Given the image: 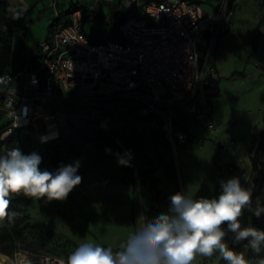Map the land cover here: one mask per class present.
<instances>
[{"label": "rangeland", "instance_id": "374dc122", "mask_svg": "<svg viewBox=\"0 0 264 264\" xmlns=\"http://www.w3.org/2000/svg\"><path fill=\"white\" fill-rule=\"evenodd\" d=\"M218 1L199 0L210 10ZM9 6L10 0H0V31L7 27L3 16L10 12ZM57 8L61 23L68 21L74 9L94 12L96 21L85 23L84 30L95 44L116 35L114 23L124 11L121 0H59ZM233 9L230 30L217 39L211 51L210 61L219 72L217 85L199 95L201 108L209 113L214 129L207 130L192 116L179 114L174 123L186 131L188 139L175 148L176 165L162 123L154 115L142 113L133 100L112 104L109 130L102 131L95 141L80 137L85 128L94 125L92 120L74 114L68 105L64 106L69 113L67 128L57 141L37 145L17 132L0 139V156L7 155L14 145L27 154L46 156L75 147L63 163L40 169L55 171L73 165L78 166L77 175L82 177L64 200L32 198L23 192L11 194L10 200L20 213L14 229L6 219L0 222V227L7 225L12 233L11 240L0 236V260L19 249L34 255H59L67 261L85 242L118 251L141 225L167 211L170 197L180 192L179 184L182 193L197 199L218 198L221 181L233 177L239 178L242 187L256 189L260 163H264V144L260 159L253 162L257 141L251 136L254 129L264 130V0H235ZM115 10L117 13L112 15ZM45 14L48 20L53 10L49 8ZM40 28L37 25L36 29ZM14 37L15 42L20 35L16 32ZM37 52L36 45L24 53L17 51L12 67L31 65ZM4 122L0 112V135ZM120 160L127 161L128 166ZM256 208L243 210L242 228L251 226L250 212ZM257 221L264 230V213ZM233 238L228 231V246ZM247 243L235 251L243 253L248 264H259L246 257ZM192 264L226 262L216 251L212 257L196 256Z\"/></svg>", "mask_w": 264, "mask_h": 264}, {"label": "built area", "instance_id": "2783aa9c", "mask_svg": "<svg viewBox=\"0 0 264 264\" xmlns=\"http://www.w3.org/2000/svg\"><path fill=\"white\" fill-rule=\"evenodd\" d=\"M121 2L127 13L116 35L95 44L85 33L79 9L61 23L57 0H47L53 21L37 43L36 60L0 75L5 120L0 139L17 132L37 145L57 141L67 128L65 105L107 131L118 98L137 100L142 113L158 118L174 151L188 139L174 123L178 114L214 129L198 98L203 89L217 85L211 51L231 28L235 0H219L211 10L194 0ZM4 257L0 264H67L59 255L19 249Z\"/></svg>", "mask_w": 264, "mask_h": 264}, {"label": "clouds", "instance_id": "9594fccd", "mask_svg": "<svg viewBox=\"0 0 264 264\" xmlns=\"http://www.w3.org/2000/svg\"><path fill=\"white\" fill-rule=\"evenodd\" d=\"M40 163L38 154L25 155L18 148L0 156V222L18 215L8 211L11 194L64 200L82 181L78 166L64 165L49 171L41 170ZM119 163L128 166L127 161ZM251 198L252 188L242 187L236 177L221 181L218 198L197 199L177 192L170 197L167 211L141 225L118 251L85 242L68 257L67 264H192L196 256L212 257L216 251L226 264H248L243 253L228 246L225 236L230 231L234 245L247 241L245 247L260 253L264 230L242 228L240 221ZM262 213L264 206L258 204L254 215Z\"/></svg>", "mask_w": 264, "mask_h": 264}, {"label": "trees", "instance_id": "16d2710c", "mask_svg": "<svg viewBox=\"0 0 264 264\" xmlns=\"http://www.w3.org/2000/svg\"><path fill=\"white\" fill-rule=\"evenodd\" d=\"M194 1L200 3L199 0H194ZM116 13L117 12L115 10L114 12H112V15H115ZM126 13L127 12L124 9L122 15L120 16V19L116 23H114V26H116V28H117L118 24L121 22V20L124 18ZM81 15H82V20H83L84 24L87 22H90V21H96L95 13L91 12L87 9H82ZM30 23H31V21H28L26 24V27L24 30V38L27 35ZM10 33H11V30L9 27H6L0 31V75L8 72L9 68H10L11 53H12V50H11V34ZM97 40H102V39H97ZM22 47H23V45H22ZM127 100L136 101L138 103V105L141 107L140 103L137 100H134L131 98L115 99L113 102V105H115L117 102L120 103V102L127 101ZM111 113H112V109L110 111V114ZM156 120H158L159 123H161V121L158 118H156ZM92 122L94 125L85 128L83 130V132H81V134H80L81 139H83L84 141H87V142L95 141V140L99 139L101 134H102V130L99 128L97 123L94 121H92ZM251 138L254 141H257V145L254 149L253 156H252V161L255 162L257 159H260V151H261V148L264 144V130L257 132V130L254 129ZM15 148L20 149L23 154L28 155L27 153H25V151L23 149L19 148V146H17V145L9 147L8 152L12 149H15ZM74 149H75V147H72V148L68 147L67 150H65V152H63V153L61 152L57 155H50V156L39 155L41 157V163H40L39 167L41 168L44 165L55 166V165H59V164L63 163L64 160L67 158L68 154L71 153ZM260 171H261V176H260V179H259V182L257 184L256 189L254 191H252L251 204L248 206V209H251L252 207H257L258 204L261 206L264 205V163L263 162L260 163ZM177 192H179V191L177 190ZM8 211L20 213L19 210L13 206L11 200H10V205H9ZM250 214L253 217L251 227L257 228L259 230H263L259 226V223L257 221V217L254 215V211H251ZM17 217H18V215L13 217L11 220H9L8 218H5L7 225H10L14 229V225L17 224ZM7 225L0 227V236L4 235V237L11 240L12 239V233L10 232ZM245 242L246 241H243L239 245H234L233 239H232L229 247L234 248V249H242L243 244ZM12 253L13 252H11L9 254H12ZM246 257L254 258L258 261L264 260V245H262L261 251L259 254L255 253L250 247H248L246 250Z\"/></svg>", "mask_w": 264, "mask_h": 264}, {"label": "crops", "instance_id": "0c3cea01", "mask_svg": "<svg viewBox=\"0 0 264 264\" xmlns=\"http://www.w3.org/2000/svg\"><path fill=\"white\" fill-rule=\"evenodd\" d=\"M35 2H37L36 6L32 8L31 6ZM58 3L59 0H57V4ZM48 9L49 6L47 0H10V6L8 7V11L10 12L7 15L3 16L4 21H6L5 26L9 27L11 30L12 53H11V62H10L9 71L30 66V65H25L24 67H12L11 65L12 57L13 54H15L17 51H19L20 53H24L27 49L30 48L32 49L34 45L37 46L38 41H40L46 36L53 21V16L51 18H48V20L44 19L46 16L45 11H47ZM28 21H31V23L29 25L27 35L24 38V30ZM37 25H41V28L39 30L36 29ZM16 32L20 35V38L16 37V40L14 42L15 39L14 36ZM35 60L36 58H33L32 63ZM205 90L206 89H203L202 92ZM198 103L201 107L200 98H198ZM180 114L185 115V113H180Z\"/></svg>", "mask_w": 264, "mask_h": 264}, {"label": "water", "instance_id": "95a60500", "mask_svg": "<svg viewBox=\"0 0 264 264\" xmlns=\"http://www.w3.org/2000/svg\"><path fill=\"white\" fill-rule=\"evenodd\" d=\"M172 152L174 153L175 151H174V150H172ZM174 164L176 165L175 153H174ZM179 190H180V193H182V192H181V187H180V184H179Z\"/></svg>", "mask_w": 264, "mask_h": 264}, {"label": "bare ground", "instance_id": "6f19581e", "mask_svg": "<svg viewBox=\"0 0 264 264\" xmlns=\"http://www.w3.org/2000/svg\"><path fill=\"white\" fill-rule=\"evenodd\" d=\"M175 152H176V150H175Z\"/></svg>", "mask_w": 264, "mask_h": 264}]
</instances>
